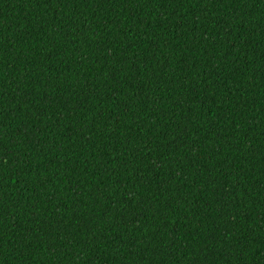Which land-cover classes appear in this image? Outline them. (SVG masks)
<instances>
[{
    "label": "trees",
    "instance_id": "trees-1",
    "mask_svg": "<svg viewBox=\"0 0 264 264\" xmlns=\"http://www.w3.org/2000/svg\"><path fill=\"white\" fill-rule=\"evenodd\" d=\"M0 264H264V0H0Z\"/></svg>",
    "mask_w": 264,
    "mask_h": 264
}]
</instances>
